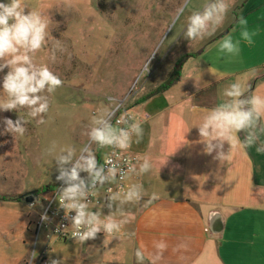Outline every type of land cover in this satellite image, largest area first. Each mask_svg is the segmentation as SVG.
Here are the masks:
<instances>
[{
    "label": "rangeland",
    "instance_id": "374dc122",
    "mask_svg": "<svg viewBox=\"0 0 264 264\" xmlns=\"http://www.w3.org/2000/svg\"><path fill=\"white\" fill-rule=\"evenodd\" d=\"M207 2L22 0L27 6L26 13L35 10L50 19L49 38L32 56L37 65L46 64L63 85L49 95L44 124L37 123L39 117L28 116L26 108L0 111V264H45L40 255L46 247L49 259L55 257L61 264H81L76 260L77 241L58 238L49 241L44 237L43 227L37 233L42 203L30 205L23 195L48 183L61 182L56 179L55 155L61 147L73 146L78 156L80 149L90 143L86 120L91 121L107 105L114 112L120 107L115 114L122 113L172 81L176 63L191 54L194 56L190 59L197 57L209 62L212 68L218 65L230 70L252 62L257 49L263 51L264 33L253 49L241 36L243 30L248 31V22H256L254 17H247L246 24L236 25L238 28L225 33L234 21L232 10H239L238 1H231L229 12L213 35L187 39L184 33L188 16L192 11L202 10ZM228 35L234 42L239 41L235 54L219 49V42ZM7 71L6 68L0 72V96L5 95L2 78ZM18 116L25 119L26 131L14 138L4 133L2 119L15 121ZM53 142L56 149L50 155L47 150ZM91 147L96 152L98 146L91 144ZM108 149L99 148L97 158H102Z\"/></svg>",
    "mask_w": 264,
    "mask_h": 264
},
{
    "label": "crops",
    "instance_id": "0c3cea01",
    "mask_svg": "<svg viewBox=\"0 0 264 264\" xmlns=\"http://www.w3.org/2000/svg\"><path fill=\"white\" fill-rule=\"evenodd\" d=\"M231 1L239 2V10H232L234 21L225 33L238 28L241 19L254 17L256 22L247 24L248 32H253L249 33L251 43L244 42L257 48L264 33V0ZM256 56L249 64L230 70L188 58L175 84L126 109L130 117L142 122L143 139L137 144L133 137L125 152L149 158L153 167L142 175L129 174L123 188L142 184L143 199L123 205L134 219L118 238L101 232L83 245L77 242L76 260L81 264H138L135 252L142 248L143 264H264V152L256 151L264 143V132L256 145L238 146L221 161L215 159L216 151L204 152L198 132L208 110L223 101L222 92L228 85L239 80L246 95L264 96V78L255 80L264 74V48L257 49ZM85 123L89 129L91 121ZM245 135L234 133L240 141ZM229 149L225 141L223 150L227 153ZM105 155L97 158L98 164ZM117 185L98 186L89 210L100 211L101 218L109 214L106 190L116 191ZM152 193L159 198L147 203ZM117 206L118 201L114 209ZM161 240L167 248L157 258L154 242Z\"/></svg>",
    "mask_w": 264,
    "mask_h": 264
},
{
    "label": "clouds",
    "instance_id": "9594fccd",
    "mask_svg": "<svg viewBox=\"0 0 264 264\" xmlns=\"http://www.w3.org/2000/svg\"><path fill=\"white\" fill-rule=\"evenodd\" d=\"M230 7L231 0H208L202 10L192 11L188 16L184 35L189 40L213 35L223 23ZM25 9L27 6L22 4V0L0 2V72L8 69L2 78L5 95L0 96V111L26 108L28 116L39 117L37 123L44 124V115L48 113L50 106L49 95L61 87L63 81L46 64L37 65L33 61L32 54L44 47L49 38L50 19L35 10L26 13ZM240 24L244 25L246 21L241 19ZM241 36L251 43L247 30H243ZM238 45L239 41L234 42L231 35H228L219 42V49L224 53L235 54L239 51ZM57 47L63 50L59 41ZM245 93L246 88L239 80L228 85L222 92L223 101L209 109L202 123L198 125L204 152L212 154L216 151L215 159H226L238 146L248 148L256 145L259 134L264 132V96ZM114 115V111L104 109L91 117V124L86 132L90 143L80 149L78 156L73 146L61 147L55 155L58 170L56 179L64 185L58 190L59 207L64 209L65 217L71 220L72 238L81 245L96 239L101 232L105 236L118 238L123 227L134 219L131 213L125 212L123 205L138 203L144 195L143 186L139 183L130 184L126 189L118 185L116 191L110 188L105 205L109 214L101 218L100 211L89 210L88 197L95 194L97 187L106 183H117L118 179L124 181L131 173L142 175L153 167L147 157L137 156L134 163L130 157L121 156V153L131 147L133 137L137 144L142 141V122L128 117L127 114H121L114 125ZM2 123L4 133H10L14 138L16 135L22 136L26 131V121L21 116L15 121L4 117ZM121 124L124 126H119ZM239 132L246 133L243 141L234 136V133ZM225 141L230 145L227 153L223 150ZM91 144L100 148L118 149L119 152L113 151L104 158L103 164H98ZM55 149L56 144L53 142L47 150L48 154H53ZM256 151L264 152V143H260ZM121 160L126 167H121ZM82 172L87 173V177H82ZM158 198V194L152 193L147 203ZM117 201L119 206L114 209ZM73 211L75 215L69 217L68 214ZM41 218L45 221L48 219L46 214ZM154 247L159 258L167 244L161 240L154 242ZM135 256L138 264H143L145 253L142 248L136 250ZM35 257L33 252V259ZM48 264H61V261L50 258Z\"/></svg>",
    "mask_w": 264,
    "mask_h": 264
},
{
    "label": "built area",
    "instance_id": "2783aa9c",
    "mask_svg": "<svg viewBox=\"0 0 264 264\" xmlns=\"http://www.w3.org/2000/svg\"><path fill=\"white\" fill-rule=\"evenodd\" d=\"M120 107L116 108V111L118 110V112L120 111ZM115 111V112H116ZM121 114H127L128 117H130V115L128 114V112L126 110H124L122 113L120 114H115L112 118V122L116 123V120L120 117ZM121 127H123L124 125L121 124L119 125ZM113 151H117L119 152L118 149H110V151L108 152V154L106 156H108L109 154H111ZM105 156V157H106ZM121 156L124 158H131L133 160V162L135 163L136 160V155L134 154H130V153H126L123 152L121 153ZM104 157V158H105ZM104 159L102 160L101 164H103ZM121 167H126L123 164V160L120 161ZM118 185L123 187V181H120L119 179L117 180ZM117 185V188H118ZM64 185L62 182H57V185L54 186L52 189L42 192L40 194H37L36 196L34 195V200L30 203V205H35L36 201H39L40 203H42V210L39 214L40 219L37 222V233L40 231L41 227H43L46 232L45 237L47 238V240H52V238H58V239H62V240H67V239H74L71 236V233L73 231V228L71 226V220L70 218H66L65 217V211L64 209L59 207V203H58V190L60 188H62ZM98 188V187H97ZM112 189V187H108L107 188V192L109 189ZM97 193V189L94 195H90L88 197L89 203L92 202V200L94 199L95 195ZM46 214L48 219L42 220V215ZM69 217L74 216L75 212H71L68 214ZM36 233V235H37ZM48 247H46L41 255V260L43 261V263L48 264L49 262V258L47 257L46 253H47ZM53 260H57L55 257L53 258Z\"/></svg>",
    "mask_w": 264,
    "mask_h": 264
},
{
    "label": "trees",
    "instance_id": "16d2710c",
    "mask_svg": "<svg viewBox=\"0 0 264 264\" xmlns=\"http://www.w3.org/2000/svg\"><path fill=\"white\" fill-rule=\"evenodd\" d=\"M191 56H194L193 54H191V55H189V57L188 58H190ZM187 58V59H188ZM186 59V60H187ZM186 60H182V61H180V62H178V63H176V65H175V67H174V69H173V72H172V74H174V79L172 80V81H170V82H168V83H164L163 85H161L160 87H158L157 89H155V90H153V91H151L149 94H147L146 96H144L143 98H141V99H139L140 101H143V100H145V99H147L148 97H150V96H153V95H155V94H158V93H160V92H162V91H164V90H166L167 88H169L170 86H172L173 84H175L178 80H179V78H180V75H181V71H182V67H183V63L186 61ZM264 78V74L263 75H261V76H259V77H257L255 80H257V79H260V78ZM57 185V183H48V184H46L45 186H44V188H38V189H36V190H34V195L36 196L37 194H40V193H42V192H45V191H43V189L44 190H46L47 191V189L48 190H50V189H52L54 186H56ZM17 199H19V198H17Z\"/></svg>",
    "mask_w": 264,
    "mask_h": 264
},
{
    "label": "water",
    "instance_id": "95a60500",
    "mask_svg": "<svg viewBox=\"0 0 264 264\" xmlns=\"http://www.w3.org/2000/svg\"><path fill=\"white\" fill-rule=\"evenodd\" d=\"M23 197L27 203H31L34 200V191L24 194Z\"/></svg>",
    "mask_w": 264,
    "mask_h": 264
}]
</instances>
